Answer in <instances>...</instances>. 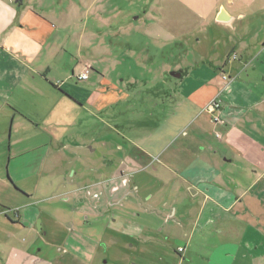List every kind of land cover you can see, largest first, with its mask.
I'll return each mask as SVG.
<instances>
[{
    "label": "crops",
    "instance_id": "0c3cea01",
    "mask_svg": "<svg viewBox=\"0 0 264 264\" xmlns=\"http://www.w3.org/2000/svg\"><path fill=\"white\" fill-rule=\"evenodd\" d=\"M161 9L167 25L177 22L186 30L181 40L200 35L198 45L207 47L199 61L175 71L180 77L172 76L179 80L173 113L179 122L168 118L135 143L125 140L130 150L109 167L116 160L109 162L105 142L88 143L74 127L84 128L89 115L105 127L104 115L116 117L117 107L131 103L137 79L115 80L117 61L110 68L68 59V37L57 40L53 20L33 0H0V140L10 133L7 174L19 187L15 223L26 219L24 228L35 227L41 216L36 192L43 191V179L57 175L58 163L64 167L67 151L69 162L81 168L73 176L94 178L82 199L84 214L108 218L107 226L137 240L146 231L147 241L157 233L180 240L177 264H257L264 257V0H162ZM222 12L226 21L219 20ZM161 34L174 36L166 28ZM86 70L89 78L79 81ZM215 100L221 123L205 112ZM138 170L159 177L161 189L154 193L150 184L135 183L131 174ZM126 198L132 200L123 212L111 211ZM146 198L150 208L163 202L171 209L159 230L127 215ZM173 199L181 204L171 207Z\"/></svg>",
    "mask_w": 264,
    "mask_h": 264
},
{
    "label": "rangeland",
    "instance_id": "374dc122",
    "mask_svg": "<svg viewBox=\"0 0 264 264\" xmlns=\"http://www.w3.org/2000/svg\"><path fill=\"white\" fill-rule=\"evenodd\" d=\"M33 4L38 11L51 17L59 42L68 37L64 42L68 59L73 56L74 62L99 61L110 68L117 61L119 66L112 73L115 80L130 76L137 79L133 86L136 95L131 103L117 107L116 117L104 115L105 127L102 124L98 127V121L91 115L85 116L84 128L74 127L73 134L83 132L88 143L92 139L105 142L104 148L112 157L108 158L109 162L116 160L109 167H117L130 150L125 140L135 143L150 127L161 126L168 118L171 123L179 122V115H173L178 105L176 83L179 80L171 73L199 61L201 50L207 46L198 45L200 35L181 40L182 31L186 30L177 22L167 25L170 20L162 18V0H33ZM165 28L174 36L162 37ZM78 46L82 47L81 52ZM218 49L222 50V46ZM10 136L8 133L0 140V208L6 211L0 217V264H23L26 258L31 262L35 260L36 264H177L182 258L176 248L184 244L178 239L168 240L157 233L153 241H147L146 231L137 240L108 228V218L84 214L86 204H82V199L93 190L88 185L94 178L74 177V171L81 170L80 164L69 162L67 151L64 167L58 163L59 166L52 170L57 175L53 179H43V191L36 192V209L41 211V216L36 219L35 227L24 228L26 219L22 220L24 223H15L17 212L13 211V205L18 197L14 190L19 187L7 174ZM12 155H15L14 150ZM95 165L104 167L101 161ZM131 175L136 176L135 183L150 184L154 193L161 189L160 178L150 177V172L138 170ZM29 181L33 186L35 179ZM73 188H81V191L72 194ZM130 200L126 198L111 211L123 212ZM146 201L147 198L138 207L128 209L127 215L144 226L159 230L171 209L164 207L163 202L150 208ZM171 202V207L181 204V200ZM175 222L176 219L169 225ZM15 225L19 226L18 230ZM16 231L19 233L15 234ZM13 233L15 237L10 239ZM257 264H264V257Z\"/></svg>",
    "mask_w": 264,
    "mask_h": 264
},
{
    "label": "built area",
    "instance_id": "2783aa9c",
    "mask_svg": "<svg viewBox=\"0 0 264 264\" xmlns=\"http://www.w3.org/2000/svg\"><path fill=\"white\" fill-rule=\"evenodd\" d=\"M89 78V70H86L85 72L80 73L77 76V79L79 81H85ZM225 80H227V77H224ZM205 112L208 113L209 115H211L213 117V121L215 123H221L222 122V118H221V104L218 101H213L210 104L207 105V107L205 108ZM180 252H183V249L180 248L179 249Z\"/></svg>",
    "mask_w": 264,
    "mask_h": 264
},
{
    "label": "water",
    "instance_id": "95a60500",
    "mask_svg": "<svg viewBox=\"0 0 264 264\" xmlns=\"http://www.w3.org/2000/svg\"><path fill=\"white\" fill-rule=\"evenodd\" d=\"M219 20H222V21L227 20V17L225 16L224 12L221 13ZM171 75L174 77H180L181 76V74L176 73V72H172ZM190 192L193 193V190H191Z\"/></svg>",
    "mask_w": 264,
    "mask_h": 264
},
{
    "label": "flooded vegetation",
    "instance_id": "af4514ba",
    "mask_svg": "<svg viewBox=\"0 0 264 264\" xmlns=\"http://www.w3.org/2000/svg\"><path fill=\"white\" fill-rule=\"evenodd\" d=\"M108 228H111V229H113L112 227H110V226H107ZM115 230V229H114ZM41 231H42V229H41ZM86 234V233H85ZM85 236H87V234L85 235ZM86 238H88L89 239V237L87 236ZM77 248H79V245H78V247ZM80 249V248H79ZM78 249V250H79Z\"/></svg>",
    "mask_w": 264,
    "mask_h": 264
}]
</instances>
